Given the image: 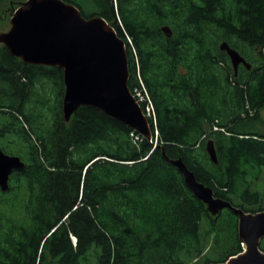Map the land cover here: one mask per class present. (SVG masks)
<instances>
[{"label": "trees", "instance_id": "16d2710c", "mask_svg": "<svg viewBox=\"0 0 264 264\" xmlns=\"http://www.w3.org/2000/svg\"><path fill=\"white\" fill-rule=\"evenodd\" d=\"M65 1L124 40L128 87L154 107L152 142L93 106L66 122L63 70L0 44V148L24 163L0 189V264H216L239 253L236 215H212L169 159L215 197L264 210L254 186L264 172V0ZM223 41L250 69L234 75Z\"/></svg>", "mask_w": 264, "mask_h": 264}, {"label": "water", "instance_id": "95a60500", "mask_svg": "<svg viewBox=\"0 0 264 264\" xmlns=\"http://www.w3.org/2000/svg\"><path fill=\"white\" fill-rule=\"evenodd\" d=\"M161 28L167 37L171 36L168 25ZM0 44L25 63L63 70L62 113L66 122L80 106H93L152 142L149 121L128 87L126 44L103 17L84 16L76 5L65 0H26L11 12L10 27L0 32ZM220 48L227 53L234 75L240 64L250 69L245 58L225 41ZM206 150L210 160L217 163L211 139ZM169 161L177 166L186 185L207 204L209 211L229 208L235 213L241 251L245 245L251 251L246 255L239 252L237 258L230 256L225 263L264 264V253L259 250L264 237V210L245 211L215 197L209 187L197 182L180 159ZM23 165L18 156L0 148L2 191L7 190L12 171Z\"/></svg>", "mask_w": 264, "mask_h": 264}, {"label": "rangeland", "instance_id": "374dc122", "mask_svg": "<svg viewBox=\"0 0 264 264\" xmlns=\"http://www.w3.org/2000/svg\"><path fill=\"white\" fill-rule=\"evenodd\" d=\"M24 1H26V0H3L0 3V32L7 31L9 29L11 12L14 9H16ZM126 54H127V52H126ZM136 92H137L136 97L139 99V101H142L141 103L144 104V110L143 111H144L145 115L147 117L152 118L154 116V114L152 113L151 106H150V104L145 102V101L151 102L149 97L148 96L145 97V93H144L143 89L141 91L139 89H137L134 93L136 94ZM11 146H13V144ZM254 186L256 187L257 190L261 191L262 194L264 195V172H263V176L260 178V180L258 182H256L254 184ZM209 212L212 215H217L219 213L216 209H212V211L210 210ZM263 240H264V237L262 238L260 245H259V250L262 253H264V248H263L264 241ZM223 263H225V262H223Z\"/></svg>", "mask_w": 264, "mask_h": 264}, {"label": "bare ground", "instance_id": "6f19581e", "mask_svg": "<svg viewBox=\"0 0 264 264\" xmlns=\"http://www.w3.org/2000/svg\"><path fill=\"white\" fill-rule=\"evenodd\" d=\"M151 106H152V109L154 110V107H153V105H152V103H151ZM250 249L249 248H247L246 247V245L244 246V248H243V251H241L240 253H241V255H246V254H249L250 253ZM232 257H235V258H237L238 256H232ZM225 264H230L229 262H226Z\"/></svg>", "mask_w": 264, "mask_h": 264}, {"label": "built area", "instance_id": "2783aa9c", "mask_svg": "<svg viewBox=\"0 0 264 264\" xmlns=\"http://www.w3.org/2000/svg\"><path fill=\"white\" fill-rule=\"evenodd\" d=\"M136 91V90H135ZM145 93V92H144ZM134 95H135V97H136V95H137V92H136V94L134 93ZM145 97H147V95H146V93H145ZM137 98V97H136ZM138 99V98H137ZM138 102H142V101H139V99L137 100ZM146 103H148V104H150V106H151V102H149V101H145ZM151 110H152V113L154 114V111H153V109H152V106H151Z\"/></svg>", "mask_w": 264, "mask_h": 264}]
</instances>
